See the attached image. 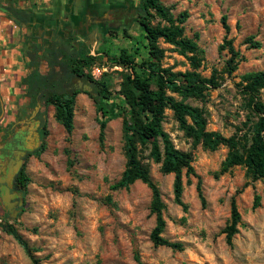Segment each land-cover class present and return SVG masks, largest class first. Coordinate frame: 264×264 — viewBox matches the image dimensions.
<instances>
[{
	"label": "rangeland",
	"instance_id": "1",
	"mask_svg": "<svg viewBox=\"0 0 264 264\" xmlns=\"http://www.w3.org/2000/svg\"><path fill=\"white\" fill-rule=\"evenodd\" d=\"M96 1L105 6L115 0ZM138 1L116 0L115 4L128 13L123 25L111 31L95 26L82 41L88 54L96 58L85 72L108 85L111 103L122 102L121 74L128 72L116 64L120 51L128 50L136 62L147 56L144 33L132 18ZM161 2L174 17L182 12L188 14L184 34L189 38L198 35L197 45L204 52L199 69L202 76L208 78L212 69L219 74L217 89L207 91L203 100L189 98L185 103L205 112L207 130L230 136L247 114L238 85L240 77L249 72H264V0ZM223 15L230 27L228 38L242 56L231 75L224 72L229 55L226 50H219L225 36ZM158 22V18L153 20V24ZM248 37H253L261 47L250 48L245 43ZM159 47L165 50L162 67H171L173 72L190 70L174 46L160 39ZM259 95L264 102V90ZM98 116L93 100L85 93L75 98L70 135L54 119L51 106H41L36 112V118L46 122L47 134L40 144L43 150L35 154L39 147L26 157L23 170L29 182L21 194L22 206L10 218L0 205V222L7 221L17 230L39 264H264V179L243 188L247 181L243 167L219 175L226 149L220 147L210 152L201 145H193L178 128L172 112L165 110L162 127L177 150L191 155L201 181L204 205L197 195V178L186 177L183 171V210L174 202V175L162 174L159 164L144 157L164 204L162 236L182 243L183 250L155 247L150 240L155 217L149 211L151 193L147 186L136 181L128 189L109 188L120 178L126 164L122 116L108 121L102 144L98 138ZM147 154L145 151L144 156ZM255 195L259 197V207L253 210ZM232 197L240 213V224L228 245L222 231L230 219ZM0 264H32L22 247L2 230Z\"/></svg>",
	"mask_w": 264,
	"mask_h": 264
},
{
	"label": "trees",
	"instance_id": "2",
	"mask_svg": "<svg viewBox=\"0 0 264 264\" xmlns=\"http://www.w3.org/2000/svg\"><path fill=\"white\" fill-rule=\"evenodd\" d=\"M138 23L144 33L147 56L136 62L135 58L126 49H122L116 58V64L125 67L128 72L121 74L120 95L122 102L111 103L108 94V85L94 80L85 72L95 64L96 58L90 56L83 46L78 48L69 45L71 39L66 40L52 52V57L57 60L62 57V67L57 70L53 63L48 66L47 72L38 69V63L32 60L30 72L25 82L30 84L26 90L28 103L21 114L27 118L35 106L40 103L45 107L54 108V119L63 126L70 135L73 131V116L75 98L79 93H85L94 102L96 112L99 114L97 124L99 127V142L102 144L105 136L106 125L109 120L122 116V142L126 164L120 178L110 185V190L118 191L128 189L136 181L147 186L151 193L149 205L150 214L155 217V225L150 233V240L155 247H168L174 251H182L183 245L179 242H170L163 238L165 228L163 218L164 204L157 185L151 179L149 168L144 163V157L160 165L162 174H173L174 202L186 210V205L181 200L183 192L182 173L185 176L197 178V195L204 205L201 191V181L192 166V157L188 153L177 150L170 136L162 127L164 112L170 110L178 128L184 135L191 139L193 145L210 152L220 147L226 149V155L221 163L219 175L240 166L245 169L247 187L258 180L264 179V102L260 98V91L264 90V72H249L240 77V95L243 99V108L247 112L245 121L240 126H235V131L230 136L206 129L207 120L205 112L185 103L186 99L203 100L206 92L220 86L219 74L212 69L208 78L203 77L199 71L204 60V52L197 45V34L189 38L184 34V26L188 14L180 13L174 17L170 8L161 0H139L135 8ZM18 26H25L30 14L11 6L7 15ZM158 18L160 22L153 24ZM221 24L225 31L223 44L219 50H226L229 58L225 63L224 72L231 75L236 71L242 56L233 46V40L228 38L230 27L227 17H221ZM174 46L175 51L183 56L189 64L190 70L173 72L171 67H162L165 50L159 47V40ZM250 48H260L261 44L253 37L245 40ZM78 81L91 86V92H84L76 87ZM176 94L181 99L173 96ZM42 138L47 134L46 122L40 119ZM7 130L2 136L5 139L9 134ZM43 146L36 151L40 154ZM148 154L144 156V152ZM29 178L23 168L16 175L15 187L26 191ZM238 193V192H237ZM259 207V197L254 196L252 209ZM1 219V217H0ZM240 213L237 209L235 197L230 201V219L223 229L225 241L232 244V238L238 233ZM0 230L10 235L31 259L32 264L39 261L32 255L27 242L17 230L7 221L0 222Z\"/></svg>",
	"mask_w": 264,
	"mask_h": 264
},
{
	"label": "crops",
	"instance_id": "3",
	"mask_svg": "<svg viewBox=\"0 0 264 264\" xmlns=\"http://www.w3.org/2000/svg\"><path fill=\"white\" fill-rule=\"evenodd\" d=\"M11 6L30 14L25 26L7 17ZM107 10L96 0H0V139L20 124L28 103L30 84L25 80L32 60L43 73L50 63L62 67V57L55 60L53 50L68 39L71 47L82 46L86 34L101 24Z\"/></svg>",
	"mask_w": 264,
	"mask_h": 264
},
{
	"label": "flooded vegetation",
	"instance_id": "4",
	"mask_svg": "<svg viewBox=\"0 0 264 264\" xmlns=\"http://www.w3.org/2000/svg\"><path fill=\"white\" fill-rule=\"evenodd\" d=\"M115 2H116V0L111 1V2H109L110 5L106 4L105 5L106 7L104 6V8H107L108 10L105 12L106 15H104V18L102 19V22L99 26L105 31H111L112 29H115V28L123 25L124 19L128 17V13H125L120 8L118 3L115 4ZM132 11L134 12L132 18H135L136 10L132 9ZM87 22H88V20H87ZM77 85H78V83H77ZM19 122H20V124L13 127L10 130V134H8L5 139H2V138L0 139V160H1V162H5V161H8L9 159H13L17 152L24 150L25 145H27L25 143V139H27V137H30V138H28V141H30L29 139H32L35 136H37V142L39 141L41 144V140H42L41 121L36 118V114H35L34 118H31V115H29L27 118H20ZM21 126H26V129L21 130L20 129ZM39 147H40V145H39ZM31 153L32 152H26V154L23 156V163H22L19 171L23 168L26 157L29 156ZM19 171H18V173H19ZM16 175H15V177H16ZM1 176H2V174H1ZM15 177L13 178L12 188H11L10 192H16L17 194L20 195V197L13 199L11 201V203L18 202L22 199L21 190L16 188L15 184H14ZM0 205L3 207L1 201H0ZM13 209L19 210V206L16 204L13 207ZM4 210L8 213V211L5 208H4Z\"/></svg>",
	"mask_w": 264,
	"mask_h": 264
},
{
	"label": "water",
	"instance_id": "5",
	"mask_svg": "<svg viewBox=\"0 0 264 264\" xmlns=\"http://www.w3.org/2000/svg\"><path fill=\"white\" fill-rule=\"evenodd\" d=\"M77 88L81 89L84 92H91V86L89 84H83L80 81H78ZM38 109V106L34 108L31 113V118H34ZM28 138L30 137H27V139H25V143L27 144L25 145V149L17 152L13 159H9L5 162H1L0 160V176L2 174V176L0 177V201L3 207L8 211L10 218H14L19 211L13 209V207L17 204L20 209V207L22 206V199L18 202L11 203L13 199L20 197V195L16 192H10L12 188L13 178L18 173L23 163V156L26 154V152H34L40 145V142H37V136L29 139L30 141H28Z\"/></svg>",
	"mask_w": 264,
	"mask_h": 264
}]
</instances>
